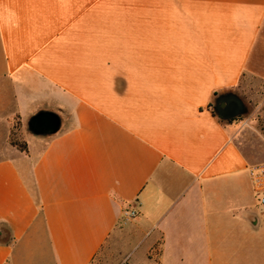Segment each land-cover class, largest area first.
Returning a JSON list of instances; mask_svg holds the SVG:
<instances>
[{
  "label": "crops",
  "instance_id": "crops-1",
  "mask_svg": "<svg viewBox=\"0 0 264 264\" xmlns=\"http://www.w3.org/2000/svg\"><path fill=\"white\" fill-rule=\"evenodd\" d=\"M228 91L264 103V0H0V264L264 262V137Z\"/></svg>",
  "mask_w": 264,
  "mask_h": 264
},
{
  "label": "water",
  "instance_id": "water-1",
  "mask_svg": "<svg viewBox=\"0 0 264 264\" xmlns=\"http://www.w3.org/2000/svg\"><path fill=\"white\" fill-rule=\"evenodd\" d=\"M214 112L225 121L247 115L252 112L249 103L234 91H228L217 95L214 99ZM62 127V118L59 113L51 110L39 111L27 122L28 131L35 136L54 135ZM11 239V232L7 228H1L0 242L6 243Z\"/></svg>",
  "mask_w": 264,
  "mask_h": 264
},
{
  "label": "rangeland",
  "instance_id": "rangeland-1",
  "mask_svg": "<svg viewBox=\"0 0 264 264\" xmlns=\"http://www.w3.org/2000/svg\"><path fill=\"white\" fill-rule=\"evenodd\" d=\"M252 108V112L247 114V115H241L239 117L242 118H248V116L251 115H255L256 117V123H257V129L259 130V132L261 133V135H263L264 137V103H262L261 100H257V102L255 103V105L251 106ZM25 133V128L23 129L21 126V122L20 121H16L15 122V131H14V135L13 138L23 141V135ZM33 135V134H32ZM264 141V138H262ZM260 211L264 212V208L260 207ZM124 252V251H122ZM123 256V253H119L118 251H115L114 253L111 252L110 255H99V257L97 258V260H95V262L93 264H122L123 262H121V258ZM230 256V253H229ZM231 259V258H230ZM259 263L257 262V264H264L262 257L259 256L258 258Z\"/></svg>",
  "mask_w": 264,
  "mask_h": 264
},
{
  "label": "built area",
  "instance_id": "built-area-1",
  "mask_svg": "<svg viewBox=\"0 0 264 264\" xmlns=\"http://www.w3.org/2000/svg\"><path fill=\"white\" fill-rule=\"evenodd\" d=\"M250 174L255 187L258 203L260 207L264 208V163L251 167ZM137 214V210L135 209H126L123 213V223L127 224L135 218Z\"/></svg>",
  "mask_w": 264,
  "mask_h": 264
},
{
  "label": "trees",
  "instance_id": "trees-1",
  "mask_svg": "<svg viewBox=\"0 0 264 264\" xmlns=\"http://www.w3.org/2000/svg\"><path fill=\"white\" fill-rule=\"evenodd\" d=\"M12 143L14 145L18 146L22 150H26L27 149V143L24 140L23 141H20V140H17V139L12 138Z\"/></svg>",
  "mask_w": 264,
  "mask_h": 264
}]
</instances>
